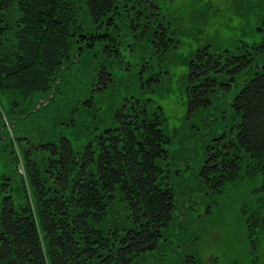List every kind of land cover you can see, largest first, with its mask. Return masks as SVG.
<instances>
[{
	"label": "trees",
	"instance_id": "trees-1",
	"mask_svg": "<svg viewBox=\"0 0 264 264\" xmlns=\"http://www.w3.org/2000/svg\"><path fill=\"white\" fill-rule=\"evenodd\" d=\"M150 1L144 6L139 0H0V9L15 8L19 14L11 22L0 16V39L6 42L0 43V153L8 149L29 178L26 202L20 205L6 195L8 184L0 183V264H133L158 251L175 219L176 233L189 225L178 211L171 177L192 169V161H179L176 170L160 166V161L168 164L171 138L163 119L151 116L143 104L158 75H145L151 57L143 55L133 68L126 61L139 52L169 50L167 29L155 41L160 35L154 24L161 15L151 29L145 26L152 19L144 10L155 12L163 5ZM255 48L264 54V41ZM262 77L264 64L250 52L212 53L208 48L197 51L187 76L186 120L212 110L211 97L224 114L219 95H230L226 102L237 129L231 150H218L198 173L203 185L216 192L242 180H261L255 206L243 209L251 235L264 231ZM101 80L107 88H97ZM116 80L125 94L120 100ZM52 94L37 109L40 99ZM96 94L106 95L99 109L104 99L113 98L137 102L138 108L121 111V102L112 111L113 128L89 143L74 144L72 137L82 129L93 134L80 113L93 110ZM208 112L213 117L208 121L218 119V111ZM17 141L24 145V160L16 155ZM35 152L43 154L40 165ZM117 198L124 203L125 222L104 228ZM186 264L199 263L188 257Z\"/></svg>",
	"mask_w": 264,
	"mask_h": 264
},
{
	"label": "rangeland",
	"instance_id": "rangeland-1",
	"mask_svg": "<svg viewBox=\"0 0 264 264\" xmlns=\"http://www.w3.org/2000/svg\"><path fill=\"white\" fill-rule=\"evenodd\" d=\"M174 1L170 6L165 4L167 22L170 24L167 29L168 52L148 50L147 54L139 52L126 57V61L133 68L143 62V55L145 58L151 57V69L145 75L147 78L158 75L151 81V89L144 96L143 104L151 116L158 115L163 119L162 128L171 138V143L166 145L170 152L168 164L167 161H160V166L165 170L167 165L175 169L181 160L192 161V169L181 176L175 177L176 173H173L171 177L178 194V211L180 215H186L184 224L189 221V225L181 233H176L175 219L170 228L164 231L158 251L137 258L133 264H186L188 257L196 258L199 264H264V231L251 235L247 228V216L243 212L244 208L249 210V207L255 206L260 196L258 188L261 180H242L216 192L203 185L198 173L199 168L218 150L223 153L231 150L229 145L234 141L237 129L226 102L230 99L229 93L219 95L224 114L216 110L219 101L211 97L212 110L218 111L216 121H208L213 118L208 112L212 111L210 109L186 120L189 109L187 76L190 61L197 51L204 48L212 53L246 51L254 55L257 64H264V54L255 48L264 41V0ZM1 15H5L9 22L19 16L15 8L10 12L2 8ZM0 43L6 46L4 40L0 39ZM248 77L252 78V73ZM116 84L120 100L125 94L120 91L117 80ZM103 96L106 95L96 94L94 99L97 97L98 103ZM114 99H104L105 104L101 109L99 103L93 110L81 109V118L85 124L91 125L93 134H85L82 129L72 137L74 144L89 143L94 136L113 128L116 124L112 111L121 102V111L126 106L131 112L138 108L137 102L126 103V100ZM41 106L45 107L43 103ZM30 147L33 146L25 148ZM15 149L16 155L24 160V145L17 141ZM11 157L8 149L0 153V183L8 184L6 195L14 197L16 205L25 204L23 191L24 185L29 184V178L25 175L23 163L17 167ZM33 159L40 165L43 154L35 152ZM43 177L48 180L46 176ZM119 199L109 210V223L102 227L125 222L124 203Z\"/></svg>",
	"mask_w": 264,
	"mask_h": 264
},
{
	"label": "flooded vegetation",
	"instance_id": "flooded-vegetation-1",
	"mask_svg": "<svg viewBox=\"0 0 264 264\" xmlns=\"http://www.w3.org/2000/svg\"><path fill=\"white\" fill-rule=\"evenodd\" d=\"M135 1H138V0H135ZM142 1V4L140 3ZM152 1V0H151ZM150 1V2H151ZM162 1V3L161 4H163L162 6H161V8L158 6L159 5V1L157 0V2H158V9H161V10H156L155 12H153L154 10H152V9H149V11L147 10L148 8H146L144 11H147V12H145V15L146 16H148V17H150L151 19H152V21H149L147 24H145V26L146 27H148V28H152L153 27V20H155V19H158V17H155L156 15H161V21L160 22H157L156 24H154V27L156 28V33H159V35L160 36H158L157 37V39L155 40L156 42H158L159 41V37L160 38H162L161 36H162V32H163V30H165V29H168V25H169V23L167 22V16H168V13H167V9H166V7H165V3L167 2V0H161ZM135 3V2H134ZM138 4H140V5H143L144 4V6H146L145 4H147V3H149V0L147 1V0H139V2H137ZM140 5H139V7H138V11H136V12H140ZM156 9V8H155ZM133 11H135V10H137V9H134V7H133V9H132ZM144 11H142L141 10V12H144ZM158 20H160V18L158 19ZM132 21H136V18L135 17H133L132 18ZM135 25H137V26H141V23L139 24V23H136ZM170 26V25H169ZM167 27V28H166ZM167 31V30H166ZM166 36H167V34H166ZM166 39H169V37L167 36L166 37ZM158 40V41H157Z\"/></svg>",
	"mask_w": 264,
	"mask_h": 264
},
{
	"label": "snow or ice",
	"instance_id": "snow-or-ice-1",
	"mask_svg": "<svg viewBox=\"0 0 264 264\" xmlns=\"http://www.w3.org/2000/svg\"><path fill=\"white\" fill-rule=\"evenodd\" d=\"M264 79V77H262ZM97 88H107V84L104 82V80H101V82L97 85Z\"/></svg>",
	"mask_w": 264,
	"mask_h": 264
},
{
	"label": "water",
	"instance_id": "water-1",
	"mask_svg": "<svg viewBox=\"0 0 264 264\" xmlns=\"http://www.w3.org/2000/svg\"><path fill=\"white\" fill-rule=\"evenodd\" d=\"M54 96V94H52L44 103H43V105H46L49 101H50V99L52 98ZM41 104L42 103H39L38 105H37V109L38 108H40V106H41Z\"/></svg>",
	"mask_w": 264,
	"mask_h": 264
},
{
	"label": "bare ground",
	"instance_id": "bare-ground-1",
	"mask_svg": "<svg viewBox=\"0 0 264 264\" xmlns=\"http://www.w3.org/2000/svg\"><path fill=\"white\" fill-rule=\"evenodd\" d=\"M83 20H85V19H83ZM53 97H54V96H53ZM45 101H46V100H45ZM45 101H44V100H41L42 103H44ZM48 103H49V102H48ZM48 103H47V104H48Z\"/></svg>",
	"mask_w": 264,
	"mask_h": 264
}]
</instances>
